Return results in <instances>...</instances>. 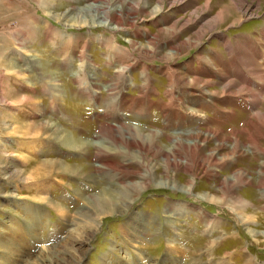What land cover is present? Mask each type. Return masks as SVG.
Segmentation results:
<instances>
[{
  "label": "rangeland",
  "instance_id": "374dc122",
  "mask_svg": "<svg viewBox=\"0 0 264 264\" xmlns=\"http://www.w3.org/2000/svg\"><path fill=\"white\" fill-rule=\"evenodd\" d=\"M262 84L264 0H0V264H264Z\"/></svg>",
  "mask_w": 264,
  "mask_h": 264
},
{
  "label": "bare ground",
  "instance_id": "6f19581e",
  "mask_svg": "<svg viewBox=\"0 0 264 264\" xmlns=\"http://www.w3.org/2000/svg\"><path fill=\"white\" fill-rule=\"evenodd\" d=\"M104 23V22H103ZM106 24V23H105ZM101 41V40H100ZM239 43V42H238ZM157 44V43H156ZM120 47V46H119ZM238 48L239 47H241V46H237ZM122 50V49H121ZM120 52V51H119ZM120 53H122V52H120ZM242 55V60L246 57L245 55H244V53L243 54H241ZM240 55V56H241ZM245 56V57H244ZM248 62H249V60H248ZM246 64V62L245 61H243V65H245ZM125 70H126V68H124V70H123V74H126L125 73ZM242 70V69H241ZM246 71V70H245ZM242 72V71H241ZM252 72V71H251ZM221 73V72H220ZM257 73V72H256ZM253 75V74H252ZM259 75V74H258ZM252 77V76H251ZM256 78H257V76H256ZM260 80H261V78H259ZM234 84V83H233ZM232 84V82H231V85H233ZM261 86H263L262 87V91L264 90V84H262ZM231 87V86H230ZM236 87V86H235ZM246 89H248V88H243V91H245ZM252 91V90H251ZM237 94V93H236ZM251 94H252V101H250V102H248L251 106H252V108H256V107H258L259 105H260V103L262 102V99H261V95H262V93H254V92H251ZM250 94V95H251ZM201 97V96H200ZM181 110V109H180ZM262 125V124H261ZM212 134L214 135V136H217L215 133H213L212 132ZM233 136H234V142L233 141H231V142H233V144H232V153H234V154H238V151L240 150V148H239V146H240V140H239V138L237 137V134H233ZM230 140V139H229ZM253 140V139H252ZM243 143V142H242ZM257 147V146H256ZM253 150V149H252ZM254 151V150H253ZM260 151V150H259ZM198 160V159H197ZM238 186H240V184L238 185ZM237 203H239V204H241V202H240V200H235ZM243 207H245V205H242ZM246 208V207H245ZM242 211H244V208L243 209H241ZM172 211V210H171ZM178 214V213H177ZM137 215V214H136ZM170 215V214H169ZM140 215H138V216H136V218H138ZM134 217V216H133ZM132 217V218H133ZM135 218V219H136ZM169 218H170V216H169ZM172 218V217H171ZM247 219H246V221H249L251 218H249V217H246ZM217 222V221H216ZM219 222V221H218ZM218 224V223H217ZM212 252L210 251V253L209 254H211ZM214 254V253H213ZM212 255V254H211ZM165 261V260H164ZM124 264V263H123ZM142 264V263H141ZM245 264H260L259 262H257L255 259L253 260L252 258H249L248 260H247V262L245 263Z\"/></svg>",
  "mask_w": 264,
  "mask_h": 264
}]
</instances>
